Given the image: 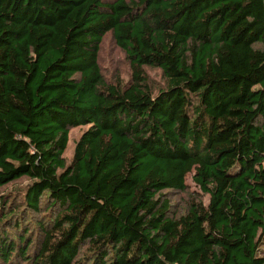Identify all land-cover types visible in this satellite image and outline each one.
<instances>
[{"label": "trees", "instance_id": "obj_1", "mask_svg": "<svg viewBox=\"0 0 264 264\" xmlns=\"http://www.w3.org/2000/svg\"><path fill=\"white\" fill-rule=\"evenodd\" d=\"M189 174L207 202L170 215ZM23 176L43 240L0 230V264H264V0H0V186Z\"/></svg>", "mask_w": 264, "mask_h": 264}, {"label": "rangeland", "instance_id": "obj_2", "mask_svg": "<svg viewBox=\"0 0 264 264\" xmlns=\"http://www.w3.org/2000/svg\"><path fill=\"white\" fill-rule=\"evenodd\" d=\"M98 63L106 82L118 86H126L130 82L132 75L130 61L124 51L116 45L111 31L106 32L102 37L98 53ZM144 75L146 76L148 86H150L154 93L165 87L166 78L160 68L144 66ZM86 128V125H81L69 129L67 146L63 152L66 164L70 162L73 156L75 141ZM29 182H31V179L23 176L0 186V196L4 197L3 202L5 203L4 211L10 217V219H2L0 221V230L5 229L11 237L10 234H17L13 227L14 225H18L22 232L21 234H24L31 241L27 253L28 255H32V253L39 250L43 240L42 232L44 230L39 229V221L43 219V214L48 216L50 210H47L45 206H42V209L39 211L27 208L24 202V194ZM185 183L186 188L184 190L166 189L161 192L170 204V215L181 214L193 197L201 198L204 202H207L208 195L203 194L199 187L195 185L191 179V174L187 175ZM50 227L51 225L46 222L45 229H50ZM261 246L264 249V243ZM84 250L85 246L79 251L77 259H82ZM18 262H23V260H14L13 263L17 264Z\"/></svg>", "mask_w": 264, "mask_h": 264}]
</instances>
